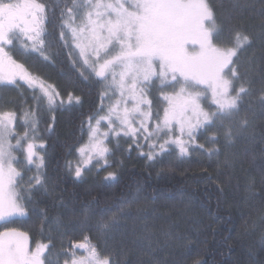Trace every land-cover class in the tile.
I'll list each match as a JSON object with an SVG mask.
<instances>
[{"label": "snow or ice", "instance_id": "snow-or-ice-1", "mask_svg": "<svg viewBox=\"0 0 264 264\" xmlns=\"http://www.w3.org/2000/svg\"><path fill=\"white\" fill-rule=\"evenodd\" d=\"M234 19L231 12L218 19L209 0H0V87L23 95L26 86L31 98L19 114L0 106V227L4 228L0 264H59L61 256L64 264H121L89 236L56 253L53 260L51 238L33 249L25 232L7 227L17 218L38 214L43 231L48 209L38 206L34 193L49 195L54 187L50 190L48 184L42 114L83 105L82 96L69 91L65 99L54 85L31 71L26 66L29 59L53 64L66 52L82 81L99 86V103L81 125L87 127L88 142L76 148L78 160L65 164L76 181H82L92 167L99 173L111 166L112 149L105 143H111L110 137L118 146L122 138L130 141L128 151L135 146L149 162L171 154L188 157L194 149L219 156V147L198 143L201 135L212 145L223 140L225 149L241 137L254 135L248 113L242 112L251 89V60L247 65L240 62L253 37L234 28ZM259 30L264 41V0ZM225 33L232 36L220 43ZM260 99L264 102V88ZM54 121L53 115L48 133ZM29 172L32 175H26ZM103 179L115 180L116 173L108 172ZM131 203L107 219L101 216L96 221L98 232L108 234L118 227ZM57 204L68 207L63 199ZM69 211L77 214L75 207ZM91 219L85 210L80 223ZM77 249L85 255L77 256Z\"/></svg>", "mask_w": 264, "mask_h": 264}, {"label": "trees", "instance_id": "trees-1", "mask_svg": "<svg viewBox=\"0 0 264 264\" xmlns=\"http://www.w3.org/2000/svg\"><path fill=\"white\" fill-rule=\"evenodd\" d=\"M209 4L218 19L229 12L234 14V28L253 37L251 46L241 53L240 62L247 65L251 60V89L244 97L242 112L248 113L254 135L239 138L227 149L223 140L212 145L206 142V135H201L198 143L206 148L219 147V156L209 157L206 152L194 149L188 157L171 154L154 162L140 155L135 146L129 152L130 141L122 138L118 146L115 138H111V143H106L112 149L111 166L99 173L92 167L82 181H76L65 164L77 160L76 148L86 140L87 127L81 125L99 103V86L82 81L66 52L62 51L53 64L42 63L38 57L30 58L26 66L31 71L54 85L65 99L69 91L82 96L83 105H66L63 110L42 114L40 130L47 144L48 184L50 190L54 187V193L49 195L34 193L38 206L48 209L43 231L38 214L17 218L7 227L25 232L31 243H48L51 238L53 260L56 253L89 236L102 252L114 253L121 264H156L157 261L160 264H264L261 0H209ZM236 4L242 7H234ZM231 36L225 33L219 42L227 43ZM15 58L23 62L21 56ZM25 100L31 104L26 86L23 95L17 89L0 87V106L4 109H14L19 114L20 108L26 106ZM53 115L54 129L48 133L47 123L52 122ZM143 150L147 152V147ZM108 172H115L116 179L105 182L103 178ZM253 181L254 187L249 191ZM59 199L68 207H59ZM128 201L132 202L131 207L120 225L108 234L98 232L96 221L101 216L107 219ZM73 207L77 211L75 215L69 211ZM85 210L92 219L81 224ZM64 259L61 256L59 264Z\"/></svg>", "mask_w": 264, "mask_h": 264}, {"label": "rangeland", "instance_id": "rangeland-1", "mask_svg": "<svg viewBox=\"0 0 264 264\" xmlns=\"http://www.w3.org/2000/svg\"><path fill=\"white\" fill-rule=\"evenodd\" d=\"M86 140H85V142L83 143V144H86L87 142H88V131H87V134H86ZM112 137H110L109 139H111ZM14 142V141H13ZM108 141H105V143H107ZM83 144H80L79 145V147L81 146V145H83ZM76 159L78 160L79 159V156H78V154H77V156H76ZM75 159V160H76ZM20 226V225H19ZM14 227V226H13ZM0 229H2V228H0ZM2 230H4V229H2ZM19 231V230H18ZM40 243V242H39ZM27 244H28V246L30 247V248H35L36 247V245H37V243L35 244V243H31L30 242V240H27ZM76 254H77V256H81V255H85V253H84V250L83 249H77L76 250ZM71 260V258H69V261ZM61 264H64V260H62V262H61Z\"/></svg>", "mask_w": 264, "mask_h": 264}]
</instances>
